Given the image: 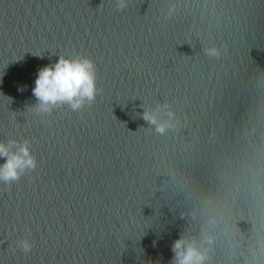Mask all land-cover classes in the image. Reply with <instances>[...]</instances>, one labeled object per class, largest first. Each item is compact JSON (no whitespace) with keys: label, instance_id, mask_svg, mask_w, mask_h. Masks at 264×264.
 <instances>
[{"label":"water","instance_id":"1","mask_svg":"<svg viewBox=\"0 0 264 264\" xmlns=\"http://www.w3.org/2000/svg\"><path fill=\"white\" fill-rule=\"evenodd\" d=\"M118 3L0 0V141L37 160L0 181V264H172L202 234L206 264H264V0ZM61 55L101 91L36 113Z\"/></svg>","mask_w":264,"mask_h":264},{"label":"clouds","instance_id":"2","mask_svg":"<svg viewBox=\"0 0 264 264\" xmlns=\"http://www.w3.org/2000/svg\"><path fill=\"white\" fill-rule=\"evenodd\" d=\"M125 6L124 0H119L118 7ZM207 54L218 55L216 49H208ZM97 68L94 61L88 57H65L61 55L57 62L45 66L38 71L35 87L32 89L37 103L29 109L36 113L50 114L54 109L68 105L72 111L81 110L87 104L91 106L101 89L97 88ZM171 115V113L169 114ZM143 119L157 126L160 133L169 125L160 124L155 114L144 112ZM0 158L5 162L0 164V181L10 185L18 181L26 171H34L37 167L36 157L32 154L30 142L17 140L0 141ZM212 237L202 234L199 243L195 238L181 235L172 245L174 253L172 264H206L208 249ZM19 247L24 253H30L33 244L23 239Z\"/></svg>","mask_w":264,"mask_h":264}]
</instances>
